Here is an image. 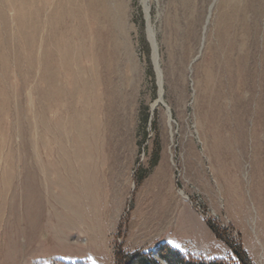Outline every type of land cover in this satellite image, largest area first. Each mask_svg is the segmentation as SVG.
I'll list each match as a JSON object with an SVG mask.
<instances>
[{
  "label": "rangeland",
  "instance_id": "obj_1",
  "mask_svg": "<svg viewBox=\"0 0 264 264\" xmlns=\"http://www.w3.org/2000/svg\"><path fill=\"white\" fill-rule=\"evenodd\" d=\"M212 3L148 0L153 108L141 0H0V264H264V0Z\"/></svg>",
  "mask_w": 264,
  "mask_h": 264
},
{
  "label": "trees",
  "instance_id": "obj_2",
  "mask_svg": "<svg viewBox=\"0 0 264 264\" xmlns=\"http://www.w3.org/2000/svg\"><path fill=\"white\" fill-rule=\"evenodd\" d=\"M159 257L166 262V264H226L223 259L205 260L201 257L184 256L177 249L170 246L163 245L157 250ZM138 257V256H137ZM157 264L155 261L146 259L145 256H139L135 260H131L128 264ZM240 264H248L243 257H239Z\"/></svg>",
  "mask_w": 264,
  "mask_h": 264
},
{
  "label": "bare ground",
  "instance_id": "obj_3",
  "mask_svg": "<svg viewBox=\"0 0 264 264\" xmlns=\"http://www.w3.org/2000/svg\"><path fill=\"white\" fill-rule=\"evenodd\" d=\"M214 1L215 0H213V3H214ZM141 2L143 4L144 11H145V18H146V21H147V24H146L147 37H148V40H149V42H150V44L152 46V60H153V63L155 65V71H156V75H157V82H158V86H159V88H158V97L151 104V107L154 108L157 105L158 102H160L162 104L164 102L163 101V97H162L163 91H164L163 83H162V72H161V69H160L159 64H158V52H157L158 49H157V43H156V39H155V32H154V29H153V25L150 22L148 0H141ZM213 3L209 6L208 15L206 17L205 25L203 27V33L205 32L206 24H207L209 16H210V11H211V8L213 6ZM166 112H167L168 120L170 121L171 120L170 111L167 109ZM178 192L180 194H183L180 189H179Z\"/></svg>",
  "mask_w": 264,
  "mask_h": 264
},
{
  "label": "water",
  "instance_id": "obj_4",
  "mask_svg": "<svg viewBox=\"0 0 264 264\" xmlns=\"http://www.w3.org/2000/svg\"><path fill=\"white\" fill-rule=\"evenodd\" d=\"M146 24H147V21H146V18H145V28H146ZM147 33V32H146ZM150 43V42H149ZM150 46H151V44H150ZM151 59H152V46H151ZM152 63H153V60H152ZM153 67H154V71H155V65H154V63H153ZM155 73H156V71H155ZM156 78H157V75H156ZM151 110H153V108H151ZM150 119V118H149Z\"/></svg>",
  "mask_w": 264,
  "mask_h": 264
},
{
  "label": "crops",
  "instance_id": "obj_5",
  "mask_svg": "<svg viewBox=\"0 0 264 264\" xmlns=\"http://www.w3.org/2000/svg\"><path fill=\"white\" fill-rule=\"evenodd\" d=\"M175 249V248H174ZM178 250V249H177ZM182 255H184L185 253H182V252H180Z\"/></svg>",
  "mask_w": 264,
  "mask_h": 264
}]
</instances>
